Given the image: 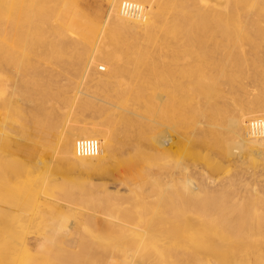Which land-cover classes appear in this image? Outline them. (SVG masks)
Here are the masks:
<instances>
[{
    "label": "bare ground",
    "instance_id": "obj_1",
    "mask_svg": "<svg viewBox=\"0 0 264 264\" xmlns=\"http://www.w3.org/2000/svg\"><path fill=\"white\" fill-rule=\"evenodd\" d=\"M257 1L235 20L264 35ZM106 4L99 21L72 0H0V247L76 246L90 224L130 241L99 264H228L226 238L264 233V67L249 71L264 45L231 35V0ZM49 51L73 79L10 101ZM113 169L123 189L72 175Z\"/></svg>",
    "mask_w": 264,
    "mask_h": 264
},
{
    "label": "rangeland",
    "instance_id": "obj_2",
    "mask_svg": "<svg viewBox=\"0 0 264 264\" xmlns=\"http://www.w3.org/2000/svg\"><path fill=\"white\" fill-rule=\"evenodd\" d=\"M75 1V4L78 5L81 9L91 14L97 20L96 16L101 14L103 16L107 5V0H72ZM232 1V26H231V35L235 38L239 34V31L246 30L248 34V38L244 41H251L250 44L247 45V49L253 50L264 45V35H260L255 32V29L251 26L243 27L240 29L237 21L235 20V15L241 12L246 6L254 4L258 5L257 0H231ZM100 19L99 21H101ZM244 36V35H243ZM240 38V36L238 37ZM29 53H26V55ZM261 55V53H260ZM55 54H52L51 51L48 52V55L44 59H38L37 65H29L26 66L21 71V75L18 78V85L13 88L15 93H11L9 96L10 101L15 102L17 97L19 96V92L22 88L29 86L33 83L35 79H46L44 74H48L50 78L57 82L58 86L55 92L59 93V91L63 88L64 77H68V79H73L76 75V71L73 68H69L68 72H64L62 69V65L60 63L56 64ZM251 61L249 63V71L260 73L262 68L264 67V61H260L255 56H250ZM259 83V81H258ZM67 89H70V85H67ZM56 93V94H57ZM232 102V101H231ZM233 103V102H232ZM237 105V104H236ZM232 108H230V107ZM235 106L231 103L228 104V111L233 110ZM89 114L86 115L84 120H80L79 123L77 121H70L71 125L78 126H89L86 122L89 119ZM44 151H47V148H44ZM259 160L253 159L247 162L249 166H256L259 164ZM73 177L77 178H93L96 182H101L102 184H106L107 187L113 189V187H119V183L117 182V178L119 176L118 171L113 169L110 171H101L99 173L96 172H88L85 174L82 171H75L72 174ZM57 180H61V176L59 174L56 175ZM123 189L122 185L119 187ZM98 200V199H97ZM96 202V201H95ZM97 203V202H96ZM79 207H82L79 204H76L74 209V213L78 210ZM260 215V211L257 212ZM67 221H69L72 216L67 214ZM262 220V217L259 221ZM66 226V225H65ZM63 226V227H65ZM88 230L80 229V233H78L79 241L76 246H53L51 242L44 243L43 247H35L29 246L26 251H19V247L16 245H10L8 247H0V253L2 256V264H99L98 258L100 255L106 256L108 254L111 255L112 260L114 262L119 261L121 258L127 256L128 253L125 252L124 246L127 249L130 241L121 237H112L111 233H107L104 237H96L94 229L89 224L87 226ZM33 234H30L32 236ZM255 237V238H254ZM251 236L250 234L238 233L233 237H228L225 240L226 245H229V253H228V264H264V233L258 236ZM257 239L256 242L253 243V240ZM154 243V242H153ZM154 245V244H153ZM231 245L236 248L231 247ZM182 248H186L183 250L181 258H188L192 253L196 252L194 249H189L181 243ZM114 248V249H113ZM141 260H144V257L139 256ZM204 264H210V260L205 262Z\"/></svg>",
    "mask_w": 264,
    "mask_h": 264
},
{
    "label": "built area",
    "instance_id": "obj_3",
    "mask_svg": "<svg viewBox=\"0 0 264 264\" xmlns=\"http://www.w3.org/2000/svg\"><path fill=\"white\" fill-rule=\"evenodd\" d=\"M84 148H87V149H89V148H93V145H94V142H88V144L86 145V144H81Z\"/></svg>",
    "mask_w": 264,
    "mask_h": 264
}]
</instances>
